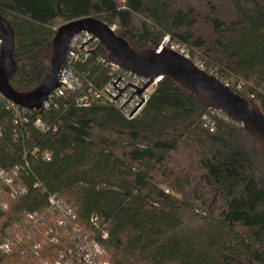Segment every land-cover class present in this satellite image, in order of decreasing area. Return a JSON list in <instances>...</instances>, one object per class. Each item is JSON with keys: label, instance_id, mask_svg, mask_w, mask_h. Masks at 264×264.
<instances>
[{"label": "trees", "instance_id": "trees-1", "mask_svg": "<svg viewBox=\"0 0 264 264\" xmlns=\"http://www.w3.org/2000/svg\"><path fill=\"white\" fill-rule=\"evenodd\" d=\"M0 17L14 36L18 92L42 80L58 26L94 17L138 49L183 45L264 113V0H0ZM96 56L106 57L96 46L75 73L98 89L110 76ZM75 97L19 117L0 100V169L15 173L0 186V264H54L72 247L41 235L40 217L56 227L50 195L95 236L101 262L264 264V148L166 78L130 120Z\"/></svg>", "mask_w": 264, "mask_h": 264}, {"label": "water", "instance_id": "water-1", "mask_svg": "<svg viewBox=\"0 0 264 264\" xmlns=\"http://www.w3.org/2000/svg\"><path fill=\"white\" fill-rule=\"evenodd\" d=\"M82 32L97 40L109 64L149 80L141 89L127 84L119 90L114 86L119 77L114 83H110L119 91L115 98L104 91L114 101L127 86H131L136 90L130 98L136 94L141 100L136 109L143 102L139 93L145 86L158 78H166L194 97L202 107L217 111L230 122L238 124L252 142L264 148V113L256 105L233 92L186 57L165 47L161 50L138 49L117 36L112 27L94 17L72 20L55 29L44 76L35 88L27 92H18L9 83L10 77L16 72L13 60L14 36L10 26L0 17V96L18 109L40 110L48 96L59 87L70 40ZM92 38L81 44L80 49Z\"/></svg>", "mask_w": 264, "mask_h": 264}, {"label": "built area", "instance_id": "built-area-1", "mask_svg": "<svg viewBox=\"0 0 264 264\" xmlns=\"http://www.w3.org/2000/svg\"><path fill=\"white\" fill-rule=\"evenodd\" d=\"M90 38H92L91 35L82 32L75 35L70 40L65 65L62 68L60 74L59 87L48 96L47 100L43 103L40 110H47L50 107H55L56 100L72 93L76 95L75 104L78 107H88L93 102H99L102 105L113 106L125 119L130 120L134 118L145 106L150 94L152 93L156 85L160 82L161 78L156 79L150 84L148 83L145 88L139 93V96L141 97L143 102L136 109L135 107L141 102V100L136 94H134L130 98V96L136 90L131 86H127L114 101L112 98H115L119 93L117 89L122 90L127 84L141 89L149 80L142 77H137L120 69L119 67L109 64L106 57L102 58L101 56H96L95 60L98 63L108 66L110 76L109 80L98 89L92 86L91 83L84 84L83 82H81V79L75 73L76 64L85 63L95 50L96 46L99 47L97 40L92 38L80 49V45ZM163 47L168 48L188 59L186 48L179 43H170L169 39L165 38L159 45L158 50H161ZM118 78L119 80L114 84V86L117 88L116 89L110 83H114ZM104 91H106L112 98H110ZM0 100H3L1 96ZM126 101L127 103L120 109V107ZM6 102L8 104V107L14 110L16 117H19L20 111H26L18 109L8 101ZM131 112L132 114L128 117ZM209 112L212 116L222 117L225 121H229L225 116L217 111L209 110ZM203 120L205 121L206 125L212 127L207 114L203 116ZM236 125L239 126L238 124ZM35 127L37 129L43 130V126L39 121L35 123ZM45 158L48 159V156L46 155ZM12 174L15 173H9L0 169V186L9 185L11 183ZM20 192L21 189L18 191V193ZM48 207L49 219L53 220L56 227L50 226L45 220L40 217L38 222L40 223V226H45L46 229L41 235L44 237L47 243L50 244H55L58 241L59 236L61 235L65 236L72 243V247L67 251V253L60 255L59 260L54 264H108L105 261H100V258L102 256V249L98 241L95 239V236L87 235L83 228L76 223V216L69 207L61 204L55 195H50L48 197ZM5 208L6 204L1 203L0 211ZM34 217H36V215H34ZM98 221L99 218L95 215L91 216L89 219V222L93 225V227L100 230ZM46 223L48 225H46ZM99 232L101 238H104L106 236L102 229ZM7 249L8 244H4L1 246V250L4 251ZM36 249L37 246L34 247V250Z\"/></svg>", "mask_w": 264, "mask_h": 264}, {"label": "rangeland", "instance_id": "rangeland-1", "mask_svg": "<svg viewBox=\"0 0 264 264\" xmlns=\"http://www.w3.org/2000/svg\"><path fill=\"white\" fill-rule=\"evenodd\" d=\"M63 25V24H62ZM113 28V30H115V27H112ZM167 46H169V45H167ZM195 65H199V62L198 61H196V62H193ZM199 67V66H198Z\"/></svg>", "mask_w": 264, "mask_h": 264}]
</instances>
